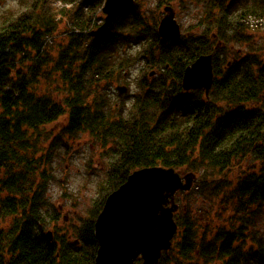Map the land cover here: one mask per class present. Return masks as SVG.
<instances>
[{
  "label": "trees",
  "instance_id": "1",
  "mask_svg": "<svg viewBox=\"0 0 264 264\" xmlns=\"http://www.w3.org/2000/svg\"><path fill=\"white\" fill-rule=\"evenodd\" d=\"M79 1L78 9L57 10L51 0H19L20 11L0 22V264H95L94 226L106 197L145 167L200 174L213 197L233 184L222 192L224 205L235 200L236 220L252 222L255 205L264 204V40H251L264 39V30L253 32L243 20L264 18V0H204L196 32L189 28L175 40H162L137 3L92 38L90 23L102 1ZM213 35L229 48L239 45L236 61L215 50ZM138 42L143 51L133 56L130 47ZM210 54L215 79L209 96L184 91L185 69ZM141 59H147L141 72L151 69L147 78L130 101L112 106L107 92ZM154 68L160 73L150 80ZM53 124H59L55 136ZM79 133L111 153L106 187L93 215L75 227L74 240L56 228L51 241L47 232L61 216L48 195L54 150ZM230 171H237L234 181L221 184ZM200 220L185 208L175 214L178 233L159 264H211L218 247L232 245L236 264H264L261 242L257 250L246 249L242 224L236 229L230 218L227 232L221 228L207 240L199 238Z\"/></svg>",
  "mask_w": 264,
  "mask_h": 264
},
{
  "label": "rangeland",
  "instance_id": "2",
  "mask_svg": "<svg viewBox=\"0 0 264 264\" xmlns=\"http://www.w3.org/2000/svg\"><path fill=\"white\" fill-rule=\"evenodd\" d=\"M137 1L141 3L140 7L143 9L142 13L145 22L148 25H152L156 22L157 26L164 15V7L168 5V2L159 4L161 1L165 2L166 0ZM55 4L57 7H55ZM169 4L176 6V20L179 23L183 34H186V30L189 28H193L192 31L196 29L200 19L199 12L203 11L204 8V0L200 1V5L192 4L188 0H178ZM51 5L57 10H74L75 8L74 4L62 0H51ZM158 5L161 6L158 7ZM19 11V0H0V22L7 15L12 16ZM74 31L77 32L79 30L76 29ZM144 40H148V38H145ZM262 40H264L262 37H257L253 38L251 42L257 44L261 43ZM148 42H144L145 47H147ZM140 43L138 42L130 47L129 53L131 55L136 56L139 52L143 51V47L140 46ZM229 46L230 44L227 45V48H229ZM56 47L61 48L62 44L58 43L56 44ZM235 47L236 50L239 49V45H236ZM159 52V48L153 51L154 54ZM257 54L259 55V53ZM235 55H237V52L231 51L230 55H227V59L231 60ZM260 58L263 59L264 55L261 54ZM146 61L147 59H141L140 62L137 61L133 66L135 69L132 70L131 75L129 76L125 73V78H121L120 81L115 82L110 92H107L109 96L112 97V102L115 104L112 106H121L123 100L125 102L130 101L132 95L137 91L135 88L137 84L147 78L148 73L151 71V69L147 68L145 74L141 72L142 69L146 68ZM152 71H157V74L152 77L149 75L148 78H150V80L157 78L160 73L158 68H154ZM118 85H125L129 88L128 93L123 97H120L116 90V86ZM127 95H129V97H127ZM147 113L151 116L152 112L150 110ZM57 126H59V124L55 126L53 124L49 127L51 131H54L53 136H55ZM105 150L106 149L97 144L88 133H79L78 139L72 142L68 141V144L61 141L55 148L54 160L50 168V172L53 174V179L49 185L48 195L50 202L59 208L61 216L56 223H53L54 233V230L58 228L59 230L57 231L59 234L69 235L72 237V240H74L73 236L76 229L75 227L82 225L84 220L93 215L98 203L102 199V190L106 187L108 179V165H110L109 157L111 153ZM252 166V163H249V168ZM256 166H259V164H256ZM179 172L182 175L188 173L185 169H180ZM230 172L231 173L224 176V181H222L221 184L226 183L229 185V181H234L235 174L232 172L237 171ZM197 175L198 182L193 186L190 192L177 193L176 203L180 206V211H183L185 208L191 211L195 216L200 217L201 220L198 225L200 234L199 238L206 236L207 240L212 239L220 227H229L231 223L230 218H232L236 229L241 224L246 228V234L249 236L246 246L257 248L258 244L261 242L264 248V204L261 205V208H259L260 205H255V209L258 213L252 216V222L250 221L251 217H249L248 220H242L241 223V221L236 220L238 216L235 215V200H230L227 205H224L225 199L223 194L231 192L233 184L224 188L222 190L223 194L221 192L220 195L213 197L211 196L213 189L209 187L203 190V187L201 186V177H199L200 174ZM239 177H241L240 174ZM218 179H220V177H218ZM177 240H179V237L176 238V241ZM138 261V264L142 262L140 260ZM200 262L202 261L200 260ZM176 263V261H172L169 264Z\"/></svg>",
  "mask_w": 264,
  "mask_h": 264
},
{
  "label": "water",
  "instance_id": "3",
  "mask_svg": "<svg viewBox=\"0 0 264 264\" xmlns=\"http://www.w3.org/2000/svg\"><path fill=\"white\" fill-rule=\"evenodd\" d=\"M135 0H105L104 24L90 37L103 35L114 20ZM158 34L163 40L179 39L181 27L171 7L164 9ZM154 75V72L151 73ZM213 56L202 55L188 66L182 77L185 91L204 90L206 96L214 83ZM119 96L128 93L126 86L117 87ZM198 181L194 172L182 175L174 168L145 167L134 171L126 182L106 199L95 222V238L99 248L95 264H159L163 252L170 251L177 235L175 214L178 192H189ZM53 241V232L47 233ZM78 244V241L75 242Z\"/></svg>",
  "mask_w": 264,
  "mask_h": 264
},
{
  "label": "flooded vegetation",
  "instance_id": "4",
  "mask_svg": "<svg viewBox=\"0 0 264 264\" xmlns=\"http://www.w3.org/2000/svg\"><path fill=\"white\" fill-rule=\"evenodd\" d=\"M178 0H166L165 2L161 1L159 4H163V3H167L168 2V5L164 7V9L166 7H171L174 9L175 11V18H176V6L172 5V4H169V3H172V2H176ZM138 4L139 7L141 6L140 2L135 0V4ZM228 3H230V0H228ZM134 6V5H133ZM161 5H158V7H160ZM141 11L143 10L141 7H140ZM218 9V8H217ZM163 17L165 16V12L163 13ZM162 17V18H163ZM161 18V20H162ZM156 23V22H155ZM147 24V23H146ZM148 25V24H147ZM146 26V25H145ZM157 27V26H156ZM185 35H189V34H185ZM212 41H214L216 43V47H215V50L217 52H219V54H224L227 56V55H230V52L231 51H235V46H231L230 48H227V44H223L222 42H220V40L218 39L217 35H213L212 37ZM241 52V51H239ZM236 61V58L235 56L232 57V62ZM170 66L167 65V68H169ZM223 71H226L225 69H223ZM157 74V73H156ZM233 226H234V222H233ZM221 228H225L226 229V232L229 230L230 225L229 227H226V226H222L218 229V231L221 229ZM218 233V232H217ZM223 239L224 241L226 240V238H221ZM222 249H225L226 251H228L230 253V255H226L224 254L223 256H221V253L223 252ZM246 249L250 250V249H259V247L257 248H253V247H247ZM230 262V264H236V247H234L233 245L231 247H218V250H217V261L211 264H228ZM191 262H189L190 264Z\"/></svg>",
  "mask_w": 264,
  "mask_h": 264
},
{
  "label": "built area",
  "instance_id": "5",
  "mask_svg": "<svg viewBox=\"0 0 264 264\" xmlns=\"http://www.w3.org/2000/svg\"><path fill=\"white\" fill-rule=\"evenodd\" d=\"M251 27L264 29V20H258L256 18H251L249 20Z\"/></svg>",
  "mask_w": 264,
  "mask_h": 264
},
{
  "label": "clouds",
  "instance_id": "6",
  "mask_svg": "<svg viewBox=\"0 0 264 264\" xmlns=\"http://www.w3.org/2000/svg\"><path fill=\"white\" fill-rule=\"evenodd\" d=\"M129 107H131V104H129ZM125 115H127V113Z\"/></svg>",
  "mask_w": 264,
  "mask_h": 264
}]
</instances>
